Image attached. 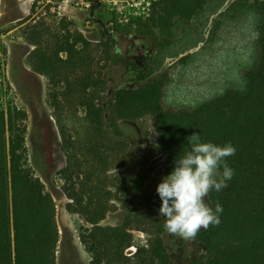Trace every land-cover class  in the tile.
<instances>
[{
    "label": "trees",
    "instance_id": "16d2710c",
    "mask_svg": "<svg viewBox=\"0 0 264 264\" xmlns=\"http://www.w3.org/2000/svg\"><path fill=\"white\" fill-rule=\"evenodd\" d=\"M222 1L161 0L153 5L149 18L115 29L152 38L161 54L186 38L195 23L218 10ZM248 7L255 17L257 42L250 63L240 71L241 82L227 83L221 91L191 103L171 100V74L151 67L139 86L118 88L107 113L100 103L106 80L93 70L90 41L81 33L68 32L52 50L32 38L35 49L29 53V63L37 74L50 79L52 106L60 111L63 103L70 106L76 98L85 108L90 135L84 142L64 137L67 165L61 176L70 200L67 210L91 226L80 235L90 264H175L165 244L164 218L152 214L161 200L158 194H142L145 174L134 171L121 190L128 203H139L145 211L130 213L115 226L100 225L108 215L111 193L104 196L94 179L109 171L111 160L117 161L116 153L132 159L129 142L108 121L114 124L146 117L153 119L158 134L156 151L165 156V176L175 158L189 150L187 137L194 133L200 134L202 142H231L236 148L235 155L226 158L234 169L233 178L222 191L208 195L212 208L217 202L223 207L220 223L193 238L203 254L189 264H264V0H251ZM103 36L108 39L104 46L110 61L114 58L111 45L117 42L115 32L109 29ZM78 72L80 77L70 81ZM64 81L67 93L61 91ZM26 120L27 113L17 106L0 107V264H58L57 206L30 166ZM62 135L66 136L65 130ZM135 229L148 232L152 239L148 247L128 257Z\"/></svg>",
    "mask_w": 264,
    "mask_h": 264
},
{
    "label": "rangeland",
    "instance_id": "374dc122",
    "mask_svg": "<svg viewBox=\"0 0 264 264\" xmlns=\"http://www.w3.org/2000/svg\"><path fill=\"white\" fill-rule=\"evenodd\" d=\"M250 1L219 2L220 8L206 13L186 38L158 54L152 38L116 31L115 26H128L137 20L121 24L124 16L113 12L108 0H0V58L4 64V73H0L4 78L0 83V107L7 110L11 104L27 113L30 166L57 206L58 264L91 262L80 236L91 226L81 215L67 210L70 200L64 194L65 181L61 176L67 165L64 137L84 142L90 132L85 108L76 98L71 99L70 106L63 103L60 111L52 106L50 79L37 74L29 63V53L35 49L32 38L54 50L68 32L83 34L91 43L88 55L93 61V70L106 80L100 103L107 113L118 88L139 86L140 78L147 76L145 70L151 67L158 73L171 74V100L197 102L221 91L227 83L241 82L240 71L250 63L257 42L255 17L248 7ZM109 29L115 32L117 40L116 45H111L114 58L110 61L104 46L108 39L103 36V31ZM60 56L67 58L65 53ZM78 77L79 72L71 75L70 81ZM64 87H68L66 81L61 84V91L67 93L69 90L65 91ZM108 124L129 142L132 159L116 153L117 161L111 160L109 171L94 179V184L101 185L103 195L111 193L108 215L100 222L101 226L121 224L130 213L145 211L139 203H128L121 195L125 180L134 171L145 174L142 194L146 196L157 194L156 187L165 176V156L157 154L158 134L151 117L114 124L108 121ZM64 130L66 136L62 135ZM206 201L209 203L208 197ZM160 205L152 211L157 217ZM133 234L134 246L126 251L128 257L138 248L148 247L152 239L142 229H135ZM164 237L175 264H189L203 254L201 244L193 239L183 240L168 233Z\"/></svg>",
    "mask_w": 264,
    "mask_h": 264
},
{
    "label": "clouds",
    "instance_id": "9594fccd",
    "mask_svg": "<svg viewBox=\"0 0 264 264\" xmlns=\"http://www.w3.org/2000/svg\"><path fill=\"white\" fill-rule=\"evenodd\" d=\"M187 141L189 150L175 158L171 172L156 187L163 229L183 240L195 238L210 225H219L223 207L217 202L212 208L206 198L210 192L218 193L228 186L234 169L226 158L236 153L231 142H202L200 134H192Z\"/></svg>",
    "mask_w": 264,
    "mask_h": 264
},
{
    "label": "built area",
    "instance_id": "2783aa9c",
    "mask_svg": "<svg viewBox=\"0 0 264 264\" xmlns=\"http://www.w3.org/2000/svg\"><path fill=\"white\" fill-rule=\"evenodd\" d=\"M160 0H108V4L112 6V11L120 16H124V20L120 19V23H130L139 19L150 17L152 7ZM2 57V55H1ZM0 58V73H4V64ZM3 62V61H2ZM4 78L0 77V83Z\"/></svg>",
    "mask_w": 264,
    "mask_h": 264
}]
</instances>
